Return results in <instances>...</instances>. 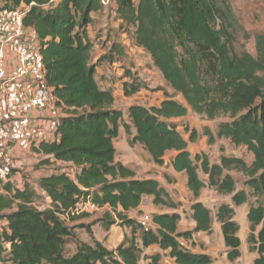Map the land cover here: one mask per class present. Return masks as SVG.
Instances as JSON below:
<instances>
[{
  "label": "trees",
  "instance_id": "16d2710c",
  "mask_svg": "<svg viewBox=\"0 0 264 264\" xmlns=\"http://www.w3.org/2000/svg\"><path fill=\"white\" fill-rule=\"evenodd\" d=\"M105 1L0 0V10L22 5L28 9L24 25L38 36L46 81L63 111L55 140L40 143L39 151L69 165L39 179V188L50 199L44 211L33 206L38 194L28 185L21 190L4 187L0 264H142L143 260L160 264L166 257L174 264H214L212 256L192 252L181 242L212 231L211 211L202 202L193 203L190 218L195 227L181 232L180 204L158 181L138 180L134 171L116 162L115 141L121 129L129 145H141L158 166L175 151L172 166L185 173L195 199L210 186L231 196L236 207L250 205L247 244L257 255L254 264H264V35L257 37L256 58L248 52L235 54L236 15L229 0H110L118 21L134 29L136 46L150 56L172 90L164 91L160 105L135 104L123 111L115 106L113 92L103 89L96 78L100 61L114 65L125 56L123 47L113 45L103 59L94 60L91 29L107 9ZM123 78L126 97L150 90L127 69ZM190 111L209 121L227 118L218 125L217 138L245 147L254 157L251 165L236 157L222 156L211 164L204 154L193 156L174 122ZM186 131L195 142L197 133ZM207 136L212 143L215 135ZM232 171L243 175L247 190L237 191ZM146 197L170 212L153 214L144 227L128 214L138 210ZM86 203L110 209L100 222L106 230L118 222L130 230L115 250L94 239L87 226L67 224L88 217L75 212ZM234 216L229 205L221 206L217 214L230 262L241 258L240 226ZM78 229H86L91 242L77 243L74 253L68 254L67 243ZM153 246L160 252L148 256L145 251Z\"/></svg>",
  "mask_w": 264,
  "mask_h": 264
},
{
  "label": "rangeland",
  "instance_id": "374dc122",
  "mask_svg": "<svg viewBox=\"0 0 264 264\" xmlns=\"http://www.w3.org/2000/svg\"><path fill=\"white\" fill-rule=\"evenodd\" d=\"M137 2L138 0H134ZM236 15L235 36L236 41L234 43V53L240 55L243 52H248L253 57L258 56L257 50V37L264 35V0H229ZM92 37L95 41V46L99 48L95 49L93 57L95 61L103 59L104 55L110 52L113 45H120L125 50V56H120V62L114 65H110L107 61H100L99 67H103V71H106V78L112 88L115 100L120 105V109L127 110L129 105L140 104L144 106L157 105L164 97V91H172L164 81L162 75L154 67V64L150 56L141 48L137 47L134 39V29L119 22L115 15L114 5H107L105 12L98 16L94 26L91 29ZM127 69L131 73L137 76L141 82L146 83L150 90H142L132 97H126L123 91V84L121 81L123 78L124 70ZM264 76V73L262 74ZM104 77H106L104 75ZM119 81V83H116ZM114 84V85H113ZM113 86V87H112ZM178 100L183 101L181 97ZM227 118H220L216 121H209L203 116H199L192 111L188 116L179 120L178 127L185 139L190 143V150L192 154H204L206 155L211 164L219 163L220 157H236L243 159L248 165L253 162V155L245 147H236L229 140L217 138L218 125L221 122L227 121ZM189 128L197 133L196 141L191 142L190 133L186 131ZM211 132L215 135L214 141L209 142L207 133ZM120 141H126L127 137L122 131ZM118 146L120 152L117 155V161L125 164H129L135 168L139 175L146 173L152 169L151 174L156 177L162 178V183L165 184L166 189L169 190L170 197L173 201L180 204L179 213L182 215V221L179 225L181 232L192 231L195 227L194 222L190 218V207L196 201L202 202L210 211L213 218L212 231L210 233L194 234L191 240L181 239V242L185 247L195 253H205L213 257L214 264H254V258L257 257L249 251L247 244V238L249 236V223L247 221V213L249 210L248 204L236 207L231 201V196L219 193L215 188L207 186L202 190L200 197L195 199L193 194L188 190L186 179L184 176H178L177 178L172 175L170 161V154H167L166 160L168 166H158L148 156L145 150L140 146L132 147L133 151H123ZM129 146V145H128ZM130 147V146H129ZM32 150V149H31ZM15 170L19 173L18 185L25 187L28 185L30 189L34 190L37 185L38 179L50 172V168H41L42 162L37 164L34 162L29 166L31 171L25 167L18 168L17 164L22 160L17 158V151L13 153ZM61 168L59 166L56 167ZM54 169V168H53ZM233 179L237 182V191L247 190L244 186L245 178L241 173L236 171L229 172ZM200 177L208 184V178L203 173H200ZM30 180L31 183H28ZM152 200L145 198L143 205L142 218L152 216L153 212H167L169 211L165 207H154ZM254 199L251 203H254ZM35 206L40 209H44L47 206V201L41 195H37L35 200ZM223 205H229L235 210L234 220L239 224L240 231L239 237L242 242L240 248L241 258L235 262H230L227 258V248L225 247L223 234L221 231V224L218 221L217 214L219 209ZM81 213L88 214L87 218H83L78 222H68L69 226L76 224H83L91 231L94 239L103 242L107 249H112L119 244V240L122 237L130 236V230L122 226L119 222L110 231L106 230L103 225L100 224L104 219L105 210L93 209L91 206H82ZM7 213V212H5ZM136 215V214H130ZM2 214H0V217ZM0 219V228L2 225ZM91 242L90 234L86 229H78L75 231V237L70 239L67 243L68 254L74 253L76 245L79 242ZM155 250L147 251V255H154ZM142 264H148V260H143ZM160 264H169L163 259Z\"/></svg>",
  "mask_w": 264,
  "mask_h": 264
},
{
  "label": "built area",
  "instance_id": "2783aa9c",
  "mask_svg": "<svg viewBox=\"0 0 264 264\" xmlns=\"http://www.w3.org/2000/svg\"><path fill=\"white\" fill-rule=\"evenodd\" d=\"M110 0H106L108 5ZM27 7L0 10V87L8 89L3 99V111L0 113V193L6 185L15 189H23L18 185L19 173L14 165V148L23 143L40 145L48 141V135L38 130L34 123L36 113L41 111H57V100L46 81V70L40 51V41L34 29L26 28L24 18ZM14 55L15 66L9 67ZM9 89H11L9 91ZM34 140V143L32 141ZM54 161L52 155L48 157ZM18 168L25 163L17 164ZM31 183L30 180H27ZM35 192L47 201L44 209L50 205V199L38 185ZM82 206L98 207L86 203L75 212L81 213ZM151 218L141 221L144 227L150 224Z\"/></svg>",
  "mask_w": 264,
  "mask_h": 264
},
{
  "label": "crops",
  "instance_id": "0c3cea01",
  "mask_svg": "<svg viewBox=\"0 0 264 264\" xmlns=\"http://www.w3.org/2000/svg\"><path fill=\"white\" fill-rule=\"evenodd\" d=\"M91 37H92V31H91ZM93 38V37H92ZM95 49L96 50H98L99 48H97L96 46H95V48H94V51H95ZM12 62H10L9 63V67L10 68H13L15 65V60H14V55L12 54ZM103 69V67H98L97 68V73H96V78H97V80H98V82H99V84H100V86H102L103 87V89H107V90H110V91H112V88H111V85H110V83H109V81L106 79V78H108V75H106L107 73H106V71H103L102 70ZM104 75L106 76V77H104ZM124 81H126V79L124 80ZM123 80L121 81V83H123L124 82ZM116 83H119V81H116ZM114 85V84H113ZM113 87V86H112ZM11 89H9V91H10ZM8 92V89H4V88H1L0 87V113L3 111V99H4V96L6 95V93ZM168 92H170L169 90H168ZM115 97V96H114ZM164 101V98L163 99H161L160 100V102L157 104V105H160L161 104V102H163ZM136 104H138V103H136ZM133 105H135V104H133ZM140 105V104H139ZM115 106L117 107V108H120L119 106L120 105H118V103L116 102V100H115ZM131 105H129L128 107H127V109L130 107ZM151 106H156V105H151ZM123 110V109H122ZM61 116H63V111H62V109H58L57 111H41V112H38V113H36V117H35V123H34V125H35V127L38 129V130H40V131H42V132H44V133H46L47 135H48V141H54L55 140V128H56V122H57V120L59 119V117H61ZM183 118H180V119H176V120H174V122H178L179 120H182ZM122 131H123V129H121V131H120V137L115 141V148H116V162H119V163H121V164H123L126 168H128V169H130V170H132V171H134L135 172V174H136V179H138V180H156V181H158L159 183H160V185H161V187H163L168 193H169V190L168 189H166V186H165V184L164 183H162V178H160V177H156V176H153V174H151L150 172H152V169L150 170V171H147L146 173H143L142 175H139L138 174V172L135 170V168L133 167V166H131V165H129V164H125V163H122V162H120V161H117V155H118V153L120 152V149L118 148V146L121 144V146L120 147H122V149L121 150H123V151H133V149H132V146H130L129 145V143H128V137L126 136V134H125V132L123 131V133L125 134V136L127 137V142L126 141H120L121 140V134H122ZM134 133H135V131H133ZM187 140V139H186ZM188 141V140H187ZM32 143H34V140L32 141ZM188 143H189V141H188ZM130 147H129V146ZM136 145H139V144H136ZM133 146V147H137V146ZM141 146V145H140ZM142 147V146H141ZM143 148V147H142ZM32 149V150H31ZM188 150H189V152L191 153V150H190V143H189V146H188ZM17 151V153H18V155H17V158H19V159H21L22 161L21 162H19L18 164H20V163H25V166H26V168L28 169V171H31V169H29V166L31 165V164H33L34 162L37 164L38 162H42L43 164V166L41 167V168H47V169H51L50 170V172L48 173V174H46V175H49V174H51V173H53V172H55V169H56V167L57 166H59V167H68L69 165L68 164H64V163H59V162H55V161H53V160H50L48 157H50V155H46L45 153H43V152H41V151H39V145H35V144H32V147L29 145V143H23V145H18V146H16L15 148H14V152H16ZM146 152V151H145ZM147 153V152H146ZM148 154V153H147ZM167 154H170V158L172 157V160L170 161V167H171V172H172V175L174 176V177H178V176H184L185 177V179H186V183H187V177H186V175H185V173H177L175 170H174V168H173V166H172V161H173V159L175 158V156H176V152L175 151H170V152H168ZM192 154V153H191ZM196 154H198V153H195V154H192L193 156L194 155H196ZM148 156H149V154H148ZM167 156V155H166ZM150 157V156H149ZM47 160H49L50 162H48V163H46L45 161H47ZM165 160H166V157H165ZM164 160V164L162 165V166H168V161H165ZM54 168V169H53ZM46 175H43V176H46ZM43 176H41V177H43ZM40 177V178H41ZM39 178V179H40ZM39 179H38V181H39ZM38 181H37V185H38ZM146 198H148L149 200H152V198L151 197H146ZM144 202H145V199H144V201H143V203H142V205L140 206V208L138 209V210H136V211H132V212H130L129 214H128V216L130 217V218H132V219H137L138 221H143L144 220V218H142V212H143V205H144ZM152 202V201H151ZM175 202V201H174ZM153 204V203H152ZM154 207H158V206H155V205H153ZM100 209V208H99ZM100 210H105V211H110V209L109 208H103V209H100ZM167 212H170V211H167ZM162 213H166V212H153L152 213V215L153 214H162ZM130 214H136V215H130ZM148 218H151V216H147ZM4 225H5V222H2ZM101 224V223H100ZM102 225V224H101ZM116 226V225H115ZM115 226H112L111 228H110V230L112 229V228H114ZM125 228H127L126 226H124ZM109 230V231H110ZM124 238H125V236L124 237H122V239H120L119 240V244L116 246V247H114V248H112V249H109V250H115L120 244H121V242L124 240ZM98 241V240H97ZM100 242V241H99ZM102 244H103V242H101ZM104 245V244H103ZM105 246V245H104ZM249 248V247H248ZM155 250L154 252L155 253H158V252H160V250H159V248L157 247V246H153V247H151V248H149V249H147L146 251H145V253L146 254H148L147 253V251L149 252L150 250ZM242 254V253H241ZM253 254H255V253H253ZM257 258V257H256ZM256 258H254V261H255V259ZM165 260L167 261V262H169V264H174V261L172 260V259H170L169 257H166L165 258ZM254 263V262H253Z\"/></svg>",
  "mask_w": 264,
  "mask_h": 264
}]
</instances>
